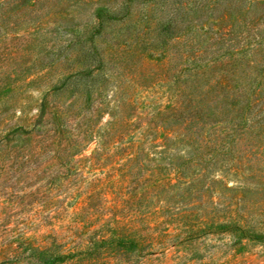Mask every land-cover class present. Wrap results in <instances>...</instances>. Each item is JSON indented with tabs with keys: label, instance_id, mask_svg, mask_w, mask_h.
<instances>
[{
	"label": "rangeland",
	"instance_id": "374dc122",
	"mask_svg": "<svg viewBox=\"0 0 264 264\" xmlns=\"http://www.w3.org/2000/svg\"><path fill=\"white\" fill-rule=\"evenodd\" d=\"M121 1L0 0L10 2L0 7V264H264V242L242 246L216 224L247 214L264 233V122L235 141L228 165L198 157L200 136L175 141L173 106L223 70L195 76L183 47L151 48L157 32L143 33L142 15L159 4L94 32V8ZM87 38L103 60L91 68ZM240 70L222 94L191 99L208 107L212 138L239 121L238 92L259 83L264 93L260 69Z\"/></svg>",
	"mask_w": 264,
	"mask_h": 264
},
{
	"label": "trees",
	"instance_id": "16d2710c",
	"mask_svg": "<svg viewBox=\"0 0 264 264\" xmlns=\"http://www.w3.org/2000/svg\"><path fill=\"white\" fill-rule=\"evenodd\" d=\"M16 1L13 0V3ZM150 4H153L152 7H156L157 4L161 7L160 15L152 14V12H144L147 14L142 15V20L147 22L144 24L146 27L141 29L143 33L157 32L156 39L150 43L151 48L154 50L162 48L161 52H163L170 44L183 47L184 51L181 54L185 61L190 60L192 75L195 76H198V73H204L202 71L204 66L213 68L220 64V70H223L219 76L211 73L212 79L205 92L190 91L184 95L183 101L173 106L172 116L175 118L179 115L178 119H182L183 122L181 125H176V121L173 123L172 133L176 134L173 139L180 144L196 140L200 136L199 139L203 144L198 147L200 152L198 157L208 150L214 153L212 160H216L217 163H226V158L235 150L233 146L235 141L250 137L264 122V93L257 96L260 91L259 83L250 87L252 94L249 96L242 97L239 92L236 94L237 99L244 97L247 99L243 110L237 115L239 121L229 127L232 130L229 133L230 136L227 134L222 137L217 132H213L214 143H209V139L214 138L210 135L212 134L211 128L203 131L206 127L203 116L208 107L201 105L200 107L191 99H200L201 97L205 99L207 95H204L210 93L211 87H215L219 90L218 94H222L220 88L225 89L227 75L238 77L237 73L242 71L240 68L245 71H248V67L260 69V79H264V0H123L116 6L113 4L96 6L93 11V30L101 33L108 24L126 22L131 19L134 7L151 9L144 7ZM8 5L10 2L0 3V7ZM133 23L134 25L139 24V19H135ZM86 42L89 46L86 47L83 44L80 49L87 57L85 64L88 68L95 62L102 63L101 51L94 39L87 38ZM206 57L208 59L205 61ZM236 83H238L237 79ZM241 89L248 93V85L241 86ZM253 93L257 94L254 96ZM251 95L253 96L251 97ZM184 103L185 106H183ZM185 107L190 109L184 111ZM249 107L257 109L254 115H250ZM209 113L221 114L222 111L215 110L213 113ZM236 130L242 131L237 134ZM242 134L243 137H241ZM236 159L237 161L240 159V163H235L236 168L241 164L246 165L248 162L247 155L238 156ZM178 167L177 164L175 168ZM239 188H241L240 185L229 187V190ZM235 199L240 201L241 195H237ZM204 220L209 221L208 216L205 215ZM250 220L251 217L246 214L239 217L229 216L216 224L223 228V231L239 238L238 242L242 246L246 244L243 243V240L264 242V233H259L254 226L249 225ZM44 259L46 263L43 264H50V262L47 263V257Z\"/></svg>",
	"mask_w": 264,
	"mask_h": 264
}]
</instances>
